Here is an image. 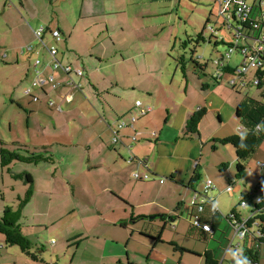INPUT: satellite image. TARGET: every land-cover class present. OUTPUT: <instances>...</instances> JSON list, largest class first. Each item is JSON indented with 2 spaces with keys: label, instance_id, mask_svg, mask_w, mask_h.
I'll return each mask as SVG.
<instances>
[{
  "label": "crops",
  "instance_id": "1",
  "mask_svg": "<svg viewBox=\"0 0 264 264\" xmlns=\"http://www.w3.org/2000/svg\"><path fill=\"white\" fill-rule=\"evenodd\" d=\"M195 2L205 6L204 11L205 8L210 9L211 14L215 12L216 7L218 13L220 12L219 0H195ZM167 3H169V9L163 7ZM181 5V0H0V44L7 48V50H3V58L9 59V52L12 60L8 62L15 65L12 68L15 71H20L25 80L29 73L32 75L31 84L23 91V97L31 99L34 103H44L57 113L62 114V105L73 104L76 94L82 92L84 83L88 81L86 77L89 72L85 65L73 67L70 62L62 61L61 56L63 55V59L65 57L67 60L68 52L75 54L71 55L77 58L82 54L83 46L88 41L90 57L94 52L96 54L101 52L102 56H106L111 50L113 53L119 54L120 59L114 66L124 65L123 72L127 79L122 78V73L119 76L116 74V78L112 80L115 82V89L124 84L126 88L139 89L148 95L146 103L136 100V102L140 101L142 106L151 108L146 116L139 115L138 109L134 107L136 102L124 106L122 100L114 95L117 101L108 104V109L104 111L106 119L104 120L105 124L100 123L102 131L93 134L89 132V157L86 166L79 169L84 182L80 183L78 187L74 181L70 182L67 191L68 195H76L77 189L80 188L87 198V203L80 205L77 203V199H70L71 204H69V200L64 203L61 200L62 197L53 201L55 190L49 201L45 202L47 207L44 213L51 211L53 215H57L65 208V215L77 213L81 215L83 225L75 231L80 234L66 237L65 243L79 240V242L76 241V244H81L85 239L89 244V253L99 255L97 261L92 264H124L125 262L127 264H185L184 259L188 261L187 264H206L207 252L212 253L215 261L219 264H237L238 260L241 261L239 254L243 244L238 249H229L233 237L229 240L226 249H223V253L218 252L211 243L206 246L203 252H199L189 249L176 240L169 241L164 238V232H187V235L202 232L187 226L191 225L192 212L196 210L192 209V205L187 210V203L190 198L200 194L197 191V181L200 176L198 168L204 150L200 148L196 140L199 138L203 144L207 141L220 143L218 140L240 133L242 126L237 117V108L247 98H252L248 95L243 97L239 92L235 94L229 90V87H226V84L214 83L215 81L212 79L211 88L201 89L203 92H208L204 96L203 105L189 101L187 98L190 93L189 86L184 91L187 97H184V102H181L174 97L175 92L177 95H183L178 64L170 84L168 86L164 84L160 76L163 71L157 70L151 63L158 55V48L164 44H159L155 39L156 36L152 39L148 34L158 32L163 24L166 28L174 13H178L176 15L179 16ZM204 11L202 12L204 13ZM168 15L169 17L166 18ZM163 18L164 20H162ZM156 19L159 23L156 22ZM103 27L106 32L103 30L100 35L99 30H102ZM40 28L46 29L44 41L49 45L57 46V57L63 65L85 70L83 77L77 76L76 73L71 74L73 80L80 86H67L69 77L61 69L51 68L52 58L36 38L35 32ZM54 31L61 33L62 39L59 42L51 37V33ZM241 39L254 45L253 43H256L258 39L257 33ZM109 41L112 43L111 48L110 46L105 47L104 44L105 42L108 44ZM62 44L65 46L63 52L66 53H60L59 46ZM29 46L33 47V51L27 50ZM125 46L131 47L125 49ZM102 47L104 49L101 50ZM163 48L162 53L167 50L165 47ZM37 58L41 60L38 67L35 66ZM139 59L144 60L143 65L135 62ZM242 61L243 57L240 63ZM20 62L25 63L24 68ZM203 62L205 61L202 60ZM229 65L238 66V64L233 65L232 60ZM188 67L185 74L183 75L182 72V75L189 84V74L188 76L186 74L189 71ZM37 70L42 72L43 78L54 76L60 86L55 89L49 82L43 86H33ZM251 70L247 74L251 73ZM190 71L193 73L191 69ZM256 71L254 70L255 73L251 76L254 84ZM193 75L195 74L193 73ZM178 80L180 82L179 89L175 91L176 87L173 85L178 84ZM133 82L135 83L134 87L131 86ZM233 83L236 85L235 79ZM33 88H37L39 94L36 93L37 91H33ZM28 89H31L37 100L25 94ZM199 110H205V114L198 126V134L189 137L187 124ZM35 113V110L31 111L30 115L28 114V120L33 119L36 122ZM224 113L227 114L230 121L235 116L237 122L229 130L222 132L217 130V127L223 126ZM132 115L137 116L138 119L135 123V130L127 128L120 131V142L115 144L113 129L116 128L120 120L128 121ZM215 116L218 122H216ZM143 118L148 119L142 122ZM67 124L69 122H64L65 126L55 128V130H59L57 135L60 137L54 136L53 139L67 137L68 129H70ZM41 132L46 133L47 131L41 129ZM108 132H111V141L106 139ZM42 136L45 137L44 134ZM133 136L137 138L136 141L132 140ZM262 147H264V142L257 151L263 149ZM212 150L213 153H218L219 157L215 164L225 166L228 161L223 157L220 149H217L213 144ZM229 153L232 163L234 162L232 153ZM131 157L135 160L146 161V165L139 166L137 162L129 163L128 160ZM259 161L262 162H258L259 166L264 167L263 159L259 158ZM192 170H195V173L190 175ZM136 172L142 175L149 174L151 179L148 181L135 180L134 173ZM215 179L216 177L213 180ZM161 180L164 182L161 183ZM213 184L216 189L217 184L214 182ZM35 189L34 181V194ZM243 196L245 195L243 194L242 198ZM212 198L218 212L214 215L211 212V206L206 205L203 221L211 224L212 219L220 215L218 227L220 230L222 212L217 204L216 195H212ZM251 210L248 216H243L242 213L241 215L248 218L251 215ZM24 228L22 226V233L30 240V236L26 235ZM219 230L205 234L213 241L217 238ZM139 243L143 244L145 249L139 248ZM167 244L174 248L173 254L165 250ZM37 249L40 252L41 249ZM140 251H145L147 254L141 257ZM177 253L181 255L180 260L176 258ZM144 257L146 258L144 259ZM189 258L193 260H189ZM40 260L42 261L41 258H38L34 261L39 264Z\"/></svg>",
  "mask_w": 264,
  "mask_h": 264
},
{
  "label": "rangeland",
  "instance_id": "2",
  "mask_svg": "<svg viewBox=\"0 0 264 264\" xmlns=\"http://www.w3.org/2000/svg\"><path fill=\"white\" fill-rule=\"evenodd\" d=\"M181 3L179 16L176 15L178 13H174L173 18L170 20L171 22L166 28L165 24H163L158 32L148 34L152 39L156 36L155 39H157L159 44H164L158 48V55L151 63L157 70L163 71L160 76L164 84L168 86L180 57L184 55L188 63L187 66H189V71L186 73L187 76L189 74V84L188 80L182 75L181 68H179V79L182 82L183 95H177V92H175L174 97L184 102V97H187L184 91L189 86L190 93L187 97L189 101L203 105L204 96L208 92L201 90L203 88L202 85H211L212 79L209 76L220 77L217 69L218 66L214 64V60L219 58L221 54L226 53L228 47L222 43L215 47L213 43L207 42L211 37L209 29H205L208 19L211 21L208 27L213 25L218 30L221 26V20L217 18V7L215 12L211 14L210 9L205 8L204 11L203 8L205 6L198 5L195 0L194 2L193 0H181ZM247 3L254 8L253 10L257 15H261L260 7L264 12V3H261L260 0H247ZM163 7L169 9V3ZM195 8L198 9L196 10ZM168 17L169 15L166 18ZM156 22L159 23L158 19H156ZM103 30L106 32L105 27L99 30L100 35ZM200 33H204L207 41L200 42L193 57L194 59L199 58L200 61L204 60L208 62L206 71L207 75H209H202L201 78L193 75L190 71L193 66L189 58L190 51L184 47L186 41L191 45L195 44V40ZM219 34L224 36L226 43L244 44L243 40L236 42L233 37V35H236L235 31L230 33L228 30L222 29ZM104 44L105 47L110 46L111 48L112 46L110 41L108 44L106 42ZM59 47L60 53H66L63 52L65 50L63 44ZM129 47L131 46H125V49ZM163 47L167 49L166 51L164 50V53H162ZM83 48L82 54L78 56L79 58L72 56L75 54L68 52L66 54L68 61L65 60V57L63 59V55L61 56L62 61L70 62L73 67L85 65L89 75L86 77L88 81L84 83L82 92L76 94L74 103L62 105L63 112L59 114L44 103H34L31 99L23 97V91L31 84L32 75L29 73L28 78L26 80L23 79L22 73L12 68L15 65H11L8 62L12 60L10 53L8 52L9 59L3 58V50H7V48H4L0 44V149L3 148L23 153L21 150L25 149L20 147L23 146L29 151L35 152L36 150L38 153L52 158V162L40 163L38 165L15 162L9 169H3L0 166V217L3 216L6 207H13L15 210L19 208L21 204L20 199L25 197L27 191L25 183L16 179L14 174L23 173L21 171H24L32 175L35 181L34 198L23 207L21 224L25 227L26 235L30 236V241L33 244L32 253L36 254L39 259H42L39 264H92L94 261H97L99 255L97 253H89V244L86 243L84 238L81 244H76L77 240L65 243L66 237H74L80 234V232L75 231L83 225L81 215L79 213L69 216L65 215V208L57 215H53L51 211L44 213L47 207L45 202L46 200L47 202L49 201L55 190L53 201L62 197L61 200L64 203L69 200V204H71L70 199H77V203L85 205L87 198L80 188L77 189L76 195H68L67 191L70 187V182L74 181L77 187L80 183L84 182L79 169L86 166L89 157V132L93 134L100 133V130L102 131L101 124H105L104 120L106 119V112L104 111L108 109V104L115 103L117 98L122 100L124 106L130 103L135 104L136 100H140L142 103L148 102L147 93H143L139 89L126 88L124 84L120 88L115 89V82H112V80L116 78V74L119 76L122 73V78L127 79L125 72H123L125 66H114L117 60L120 59L119 54L113 53V50H111L106 56H102L101 52L99 54L94 52L92 57H90L88 54L89 41ZM102 49L104 48L102 47ZM241 58L239 52L235 51L232 54L233 65L239 64ZM143 61V59H139L135 62L143 65ZM20 65L24 68L25 63L20 62ZM251 71V73L246 74V77L223 74V79L220 82L226 84V87H229V90L235 94L239 92L242 93L243 97L248 95L254 99L262 100L261 91L259 92V89L254 84V80L251 78L255 72L254 70ZM234 79L236 85L233 83ZM120 81L122 82L121 79ZM179 83L178 80V84L175 83L173 85L176 87L175 91H178ZM131 86L134 87L135 83L133 82ZM37 90V88H33V91ZM36 93L39 94L38 91ZM34 110L36 111V122L30 118L28 120V114ZM233 117V120L230 121V118L224 113V124L221 128L217 127V130L222 132L229 130L237 122L236 117ZM147 119L143 118L141 121L143 122ZM215 119L218 122L216 116ZM55 121L56 123H54ZM64 122H69L67 126L70 129H68L67 137L62 135V138L53 139L54 136H58L57 134H59V130L57 131L55 128L65 126L63 125ZM41 129L46 130L47 134L41 132ZM43 134L45 137L42 136ZM96 135L98 136V134ZM111 138V132H108L106 139L111 141ZM196 141L200 145V148L204 150L203 157L200 158V167L198 168L200 176H198L197 191L202 193L204 191V183L208 180H212L217 184H215L216 189L213 190L211 195H216L217 197V204L222 212V226L217 233V238L213 241L203 232H195L194 235H187V232H164V238L169 241L176 240L189 249L199 252H203L206 246L211 243L218 252L223 253V249H226L229 240L233 237L232 225L228 222L227 217L236 208L243 216H248L251 205L248 204L247 208L240 206L242 195L248 196L252 194L264 181V167L259 166L258 163H262L259 161V158H262L264 162V147H262V151H257L255 155L253 154L254 156L252 155L251 159L249 158L244 162L247 171L246 178L236 180V153L231 145L207 141L204 142V146L199 138ZM213 144L217 149H220L223 157L228 161L225 163L226 167L223 164H215L219 157L218 153H213ZM229 152L232 153V161H234L232 163ZM193 173H195V170H192L190 175H193ZM215 177L216 179L213 180ZM230 186L233 187V194L227 191V188ZM57 188L59 190H56ZM259 193H261V190ZM192 201L193 198H190L186 206L187 210L190 209ZM187 226H190V229L192 227L190 224ZM138 246L145 249L141 243ZM37 248L41 249L40 252H38ZM165 250L169 251L170 254L174 253V248L169 244L165 246ZM139 254L142 257L147 253L140 251ZM180 256V253H177L176 258L180 260ZM259 256V263L264 264V244L260 246ZM189 260L193 259L189 258ZM35 261L32 257L25 255L18 246L7 245L5 238L0 235V264H36L37 262ZM183 262L185 264L188 263L185 259ZM124 264H127V262Z\"/></svg>",
  "mask_w": 264,
  "mask_h": 264
},
{
  "label": "trees",
  "instance_id": "3",
  "mask_svg": "<svg viewBox=\"0 0 264 264\" xmlns=\"http://www.w3.org/2000/svg\"><path fill=\"white\" fill-rule=\"evenodd\" d=\"M220 5V12L218 13L217 18L221 20L220 29H215L213 25H209L211 23L210 19L207 21V25L205 29H209L211 33V37L207 41L204 37V33H200L198 38L195 40V44H190L188 41L184 43V47L189 49L190 51V60L193 64L192 71L195 76L200 77L202 75H207L206 68L208 66V62H203L199 60V58L194 59V54L196 53V48L200 45V42H208L213 43L215 47L220 43L227 45L228 49L226 53L221 54V58H217L214 60V64L218 66V73L219 78H215L213 76H209L211 79L215 81V83L220 82L223 74L233 75V76H240L245 77V74L239 72L240 68L243 66L245 62V57L243 56V52L241 50L244 47L252 48L257 46L258 41L264 38V12L260 7V14L257 15L254 12V8L251 7L247 0H229V9L230 11L222 13V7L224 6V2L228 0H219ZM224 1V2H223ZM261 3H264V0H260ZM244 5V12L240 13V9ZM244 17L246 21H243ZM222 29L228 30L230 33L232 31H236L233 37L235 38L236 42L241 41V37L239 34L241 33L244 37L251 36L257 33V42L252 44H248L249 42L244 41L243 45H239L236 43H226L224 36L220 35L219 32ZM239 33V34H238ZM191 42V41H190ZM193 42V41H192ZM235 42V41H234ZM194 47V48H193ZM231 48H235L233 52H230ZM237 51L239 54L242 55L243 61L242 63L238 64V66L232 67L230 66V62L232 60V54ZM240 55V56H241ZM262 67H260L256 71V87L261 91V98L262 100H256L252 98H247L241 105L237 108V117L239 118L240 125L242 126L240 133L218 140L223 145H231L236 153V180H243L246 178V167L244 162L251 158L253 154L256 153L260 145L264 142V128L256 127L257 124L264 123V51H262ZM217 62V63H216ZM183 75L186 72L187 68V61L185 56H181L178 62ZM67 66V65H65ZM85 75V74H84ZM202 89L208 90L211 88L209 84H203ZM30 97L35 98L34 95H30ZM205 114V110L197 111L189 120L187 124V134L189 137H193L194 135L198 134V126L201 122ZM244 135L243 144L246 147H241V135ZM25 150L23 153L19 151L7 150V149H0V166L3 169H9L15 162L24 163V164H33L38 165L40 163H50L52 162V158L46 156L45 154L38 153L36 150L35 152L29 151L26 147L20 146ZM226 167V165H225ZM16 179H19L25 183L28 187L25 197L20 199V206L16 210L13 207H6L3 213V216L0 217V235L5 238V242L9 246H18L23 253L32 257L34 260H37V255L32 253L33 244L32 242L24 236L22 233V224L21 220L23 218L22 210L23 207L26 206L34 196V179L32 175L29 173L23 172L14 175ZM261 190V193L259 191ZM256 196H260L261 201L259 203H254L253 200ZM242 201L247 202V204L251 205V215L248 217L247 227L252 228L257 224L256 231H259L260 236H257V232H249L246 236L242 251L240 252L239 256L241 261L246 260L247 264H260V246L264 244V181L261 185L254 190V192L248 196H243ZM209 205V204H207ZM241 206V205H240ZM243 216L238 211V209H234L231 214L227 217L228 222L233 225V222L236 220H240ZM220 225V215L215 216L212 219L211 226L213 231L219 230L218 227ZM206 264H219L215 261L214 256L212 253H206Z\"/></svg>",
  "mask_w": 264,
  "mask_h": 264
},
{
  "label": "built area",
  "instance_id": "4",
  "mask_svg": "<svg viewBox=\"0 0 264 264\" xmlns=\"http://www.w3.org/2000/svg\"><path fill=\"white\" fill-rule=\"evenodd\" d=\"M220 1V5H221ZM224 2V1H223ZM230 1H225L224 2V6L222 7V13H227L230 11V7H229ZM243 7L240 9V13L244 12V5H242ZM240 16V14H239ZM241 17V16H240ZM242 18V17H241ZM243 19V18H242ZM243 21H246V18L244 17ZM45 32L46 29L45 28H40L39 30H36L35 34H36V38L39 41V43L41 44L43 49H46V51H48L49 55L51 56V63L50 66L51 68L58 70L61 69L68 77L69 79H67V86L69 87H76V86H80L78 85L73 78L71 77V74L76 73L77 76L79 77H83L84 76V71L81 69H74L72 66H65L63 65L60 60L58 59L57 55H58V48L56 45L54 44H47L44 41V36H45ZM239 34V33H238ZM51 37L56 41L59 42L62 39L61 33L60 31H54L51 33ZM239 37L243 38L244 36L240 33ZM27 50L29 51H33V47L29 46L27 47ZM233 50H235V48H231L230 52H233ZM262 51H264V38H262V40L260 39V41H258L257 46H254L252 48L249 47H244L241 52H243V55L245 57V62L243 64V66L240 68L239 72L242 74H247L249 72V70L253 69V70H258L260 67H262L263 63H262ZM217 63V62H216ZM41 64V60L39 58H37L35 66L38 67ZM42 72L40 70L36 71V80L33 83V86H43L46 82L52 83L53 87L56 89L60 86V83L55 81L54 76H50L48 78H43ZM256 84V81H255ZM25 94L28 96L33 95L31 89L26 90ZM35 100H37V98H34ZM135 107L138 109L139 111V115L140 116H146L150 111L151 108L148 106H142V103L140 101H137L135 104ZM137 116L132 115L130 117V119L128 121H124V120H120L118 125L116 126L115 129H113V142L116 144L118 142H120V138H119V132L130 128L135 130V123L137 121ZM133 141H136L137 138L135 136L132 137ZM129 163H133V162H137L138 165H142L145 164L146 165V161H142V160H135L133 157H131L128 160ZM134 178L135 180H140V181H148L151 179V176L149 174H145L142 175L139 172L134 173ZM164 180H161V183H163ZM215 188L212 180H208L204 183V191L202 193L198 195H195L193 198V202H192V209H196L194 212H192V216H191V226L194 230H200L204 233H212L213 229L210 223H204V213L206 211V205L209 204L211 206V212L215 215L218 212L217 207L214 205V200L212 198L211 192L212 190ZM227 191L229 193H233V187L230 186L227 188ZM261 201L260 196H256L253 200L254 203H259ZM248 204L247 202L241 201V207L245 208L247 207ZM247 222H248V218L246 217H242L240 218V220H236L233 222V239H231L230 244H229V249H238L240 246H242L246 236L248 235L249 232H254L256 231L257 228V224H255L254 226L252 225V228H248L247 227ZM257 232V236H260L259 231ZM222 264V263H221Z\"/></svg>",
  "mask_w": 264,
  "mask_h": 264
},
{
  "label": "clouds",
  "instance_id": "5",
  "mask_svg": "<svg viewBox=\"0 0 264 264\" xmlns=\"http://www.w3.org/2000/svg\"><path fill=\"white\" fill-rule=\"evenodd\" d=\"M256 127L264 128V123L257 124ZM243 139H244V135L242 134L241 135V147H246V145L243 144ZM237 264H247V261L246 260H243V261L238 260Z\"/></svg>",
  "mask_w": 264,
  "mask_h": 264
}]
</instances>
